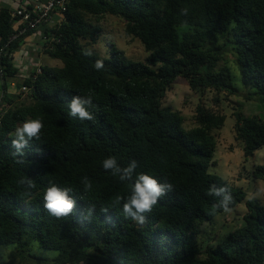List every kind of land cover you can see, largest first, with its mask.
Returning <instances> with one entry per match:
<instances>
[{
    "label": "trees",
    "instance_id": "obj_1",
    "mask_svg": "<svg viewBox=\"0 0 264 264\" xmlns=\"http://www.w3.org/2000/svg\"><path fill=\"white\" fill-rule=\"evenodd\" d=\"M11 11L0 7V47L14 33ZM105 16L124 22V34L139 40L147 53L144 60L126 58L114 44L106 57L94 51L83 55L100 36ZM30 33L6 49L3 90L18 74L8 55ZM43 34L48 41L43 53L60 65L39 64L15 84L31 89L27 103H16L7 93L0 104V247L14 245L9 261L0 264L20 262L34 240L56 252L52 264H264V200L248 198L208 171L225 116L200 103L193 126L185 128L179 111L162 106L178 77L194 93L211 91L215 104L220 93L239 92V79L248 89L246 100L253 95L264 103V0H67L63 19ZM96 60L103 61L102 70L94 68ZM76 95L92 98L93 120L69 115L68 103ZM233 117L235 138L248 159L264 147V118L239 111ZM30 118H41L44 129L20 158L12 134ZM110 156L121 167L135 159V174L172 185L145 214L144 224L125 217L122 204L113 206L117 195L130 194V182L104 170L102 162ZM84 176L93 185L87 193ZM251 176L264 181V166H255ZM22 177L36 183L30 196L17 183ZM49 182L71 189L76 208L70 216L56 218L45 210ZM212 185L228 187L231 209L243 203L245 211L238 228L201 250L199 227L223 212L212 214L220 199L208 195ZM90 205L95 211L85 218Z\"/></svg>",
    "mask_w": 264,
    "mask_h": 264
},
{
    "label": "rangeland",
    "instance_id": "obj_2",
    "mask_svg": "<svg viewBox=\"0 0 264 264\" xmlns=\"http://www.w3.org/2000/svg\"><path fill=\"white\" fill-rule=\"evenodd\" d=\"M7 4L10 9L15 8L17 5L14 2ZM99 25L102 35L100 34L95 43L88 45L92 51L106 57L109 54V44H114L116 48L124 53L126 58L132 61L144 60L147 53L139 40L127 37L124 34V22L121 19L105 16L100 20ZM44 46V40L41 38L34 40L31 52H29V58L33 59V66L35 67L39 64L48 66L60 65L59 61L43 53ZM226 60L235 69L229 55H227ZM30 68L31 66L28 67V69ZM13 79L20 83L22 78L15 77ZM236 85L239 90L237 94L220 93L218 95V104H215L212 100L213 93L211 91H205L203 94L194 93L190 90L187 81L178 77L166 91L162 99V106L179 111L183 116L185 128L193 126L195 109L200 103L211 108L214 112L223 114L225 121L223 127L216 135V149L213 162L209 166L208 171L219 175L230 186L242 189L248 198L262 201L264 200V181L253 179L251 175L255 166H264V147L256 150L248 159L244 158L241 143L235 138L233 113L239 111L244 117L258 116L264 118V103L259 102V98L253 95L251 100H246L249 95L247 93L248 89L241 85L239 79L236 80ZM18 90L19 88H14L15 92L9 93L8 96L14 97L13 100L16 103H27L29 94L21 97L18 95ZM18 96L19 98L15 99ZM244 211L245 206L240 203L230 212L223 211L215 216L212 221L202 223L196 236V242L201 250L205 249L207 245L218 244L228 232L238 228L242 223ZM11 251H14V245L0 247V262H8ZM55 255V251L43 249L39 242L34 240L26 248L25 254L22 256L24 259H21L20 262L15 260L12 264H52L50 260Z\"/></svg>",
    "mask_w": 264,
    "mask_h": 264
},
{
    "label": "clouds",
    "instance_id": "obj_3",
    "mask_svg": "<svg viewBox=\"0 0 264 264\" xmlns=\"http://www.w3.org/2000/svg\"><path fill=\"white\" fill-rule=\"evenodd\" d=\"M181 15L187 16L188 9L182 8ZM186 25V21L184 22ZM83 55L93 56L91 48H84ZM94 68L99 71L104 68L102 60H96ZM93 100L90 96H73L70 103H68L69 115L73 118H78L81 121L93 120V113L89 110L95 108ZM44 129V123L41 118H30L25 120L21 125L16 127L11 145L16 150L14 155L22 158L24 156V149L29 145L30 141L41 139V133ZM102 166L104 170L110 171L111 174L118 176L121 181L130 182V194L125 198L117 195L113 199V206L122 204L123 215L131 220L144 224L146 222V213H150L153 207L159 202L160 198L172 190L170 183H160L156 178L145 174H135L138 167V161L131 160L126 167H121L116 157L110 156L103 160ZM18 185L22 186L25 191V196L31 195V190L36 187V183L29 177H22L17 181ZM84 186V191L90 192L92 190V182L89 177L84 176L81 179ZM70 188H61L55 183L49 182L48 187L43 192V206L45 210L56 218L70 216L76 208V200L70 195ZM208 195L219 197V202L213 205V212L223 209L224 212H230L232 209L230 205L234 203L228 187L210 186ZM95 206H88L85 212V218L93 215ZM103 213H108V208H102Z\"/></svg>",
    "mask_w": 264,
    "mask_h": 264
},
{
    "label": "built area",
    "instance_id": "obj_4",
    "mask_svg": "<svg viewBox=\"0 0 264 264\" xmlns=\"http://www.w3.org/2000/svg\"><path fill=\"white\" fill-rule=\"evenodd\" d=\"M67 0H24L19 6L10 12V20L14 33L9 37L7 43L0 47V81L3 76L2 58L6 55V49L9 44L21 36L29 32H35L39 28H49L54 26L59 19H63L66 11ZM45 46L48 45L47 37L43 34ZM44 46V47H45ZM11 62L14 55H8ZM37 73L40 69L37 68ZM12 86L15 87V84ZM31 89L27 86H21L18 90V95L21 97L27 96ZM6 90H2L0 94V104Z\"/></svg>",
    "mask_w": 264,
    "mask_h": 264
},
{
    "label": "crops",
    "instance_id": "obj_5",
    "mask_svg": "<svg viewBox=\"0 0 264 264\" xmlns=\"http://www.w3.org/2000/svg\"><path fill=\"white\" fill-rule=\"evenodd\" d=\"M11 2H14L17 6H19L22 2H24V0H0V7L1 6H5L7 7L8 4L6 5V3H11ZM5 3V4H4ZM15 7V8H16ZM15 8H12L11 10L15 9ZM43 31H44V28H39L37 31L35 32H31L30 35L26 36L22 41L21 43L19 44V48L17 51H15L13 53L14 55V59L12 61V63L15 65V68L18 69V74L16 76L17 77H20V78H24L25 76H27V72H28V67L31 66V68H33L34 64L32 63V58H29V52H31V46L32 44H34V40L36 39H44L43 37ZM36 67V66H35ZM27 73V74H26ZM20 79V80H22ZM18 83V81H15L14 79H11V81L9 82L8 86H7V92L8 94L10 93H14V88H16V85L15 87L12 86L13 84H16ZM0 85H1V81H0ZM3 88H2V85H1V91H0V94L2 92Z\"/></svg>",
    "mask_w": 264,
    "mask_h": 264
}]
</instances>
